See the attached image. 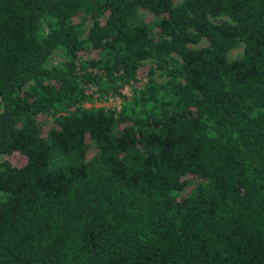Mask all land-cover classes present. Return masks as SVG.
Listing matches in <instances>:
<instances>
[{"label": "trees", "instance_id": "obj_1", "mask_svg": "<svg viewBox=\"0 0 264 264\" xmlns=\"http://www.w3.org/2000/svg\"><path fill=\"white\" fill-rule=\"evenodd\" d=\"M0 264H264V0H0Z\"/></svg>", "mask_w": 264, "mask_h": 264}, {"label": "rangeland", "instance_id": "obj_2", "mask_svg": "<svg viewBox=\"0 0 264 264\" xmlns=\"http://www.w3.org/2000/svg\"><path fill=\"white\" fill-rule=\"evenodd\" d=\"M203 45H206V41H201L195 47H200ZM242 53H243V47L239 46V47L233 49V51L230 53V58H232V59L238 58L242 55ZM96 106H101V104L97 103ZM9 159H10V161H12L17 166L23 165L26 162V158L21 154H15V155L11 156Z\"/></svg>", "mask_w": 264, "mask_h": 264}]
</instances>
